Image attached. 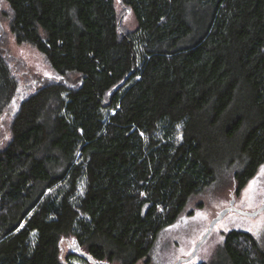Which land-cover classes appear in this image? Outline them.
Segmentation results:
<instances>
[{"label":"trees","instance_id":"obj_1","mask_svg":"<svg viewBox=\"0 0 264 264\" xmlns=\"http://www.w3.org/2000/svg\"><path fill=\"white\" fill-rule=\"evenodd\" d=\"M2 1L55 76L21 88L0 25V264H135L220 163L234 197L264 163V0ZM221 248L264 264L249 231Z\"/></svg>","mask_w":264,"mask_h":264},{"label":"rangeland","instance_id":"obj_2","mask_svg":"<svg viewBox=\"0 0 264 264\" xmlns=\"http://www.w3.org/2000/svg\"><path fill=\"white\" fill-rule=\"evenodd\" d=\"M119 14V24L122 32L134 30L137 26L135 16L128 9L116 5ZM11 12L5 2L0 0V25L2 46L15 60L18 74L20 75L21 88L26 85L29 91L35 89L34 80L43 77H54V72L45 60L44 56L30 44H18L10 31ZM7 117L0 120V143L8 138ZM176 140L181 139V126L176 127ZM222 158L218 161L221 162ZM236 165L227 167L220 163L217 179L214 183L203 189L200 193L190 197L185 209L178 219L165 227L159 233L156 243L147 259H140L135 264H175L178 258L188 256L195 243L207 230L211 220L219 214L234 198V206L245 211H253L264 203V163L257 173L249 180L239 195H233L232 171ZM83 183L78 187V193L82 194ZM231 229H240L253 233L264 249V209L255 216H249L228 211L220 218L207 238L200 244L196 255L181 264H227L223 255L221 244L224 235ZM65 251L73 250V242L68 239L63 243ZM71 264H84L82 261L72 259ZM118 264V263H113Z\"/></svg>","mask_w":264,"mask_h":264},{"label":"water","instance_id":"obj_3","mask_svg":"<svg viewBox=\"0 0 264 264\" xmlns=\"http://www.w3.org/2000/svg\"><path fill=\"white\" fill-rule=\"evenodd\" d=\"M128 76V75H127ZM127 76L122 80V82L125 81V79L127 78ZM234 198H232L229 202V206L225 207L224 209H222L219 214L217 216H215L207 230L205 231V233L202 235V237L195 243L194 245V248L192 250V252L188 255V256H184V257H180L177 259V261L175 262V264H181L182 262L184 261H188L190 259H192L195 255H196V252L200 246V244L207 238L208 234L210 233L211 229L213 228V226L215 225V223L220 219L222 218L228 211H235L237 213H240V214H244V215H249V216H255L257 215L260 211H262L264 209V203L259 207L257 208L256 210H253V211H245V210H242V209H239L237 208L236 206H234ZM78 248V247H77ZM79 251V253L83 256H86L87 258H89V260H91V258L83 253L80 249H77ZM95 262V261H94ZM96 264H110L109 262H95Z\"/></svg>","mask_w":264,"mask_h":264}]
</instances>
